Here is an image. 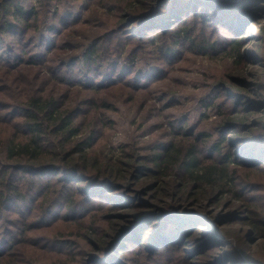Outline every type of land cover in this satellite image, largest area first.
<instances>
[{
	"label": "trees",
	"instance_id": "1",
	"mask_svg": "<svg viewBox=\"0 0 264 264\" xmlns=\"http://www.w3.org/2000/svg\"><path fill=\"white\" fill-rule=\"evenodd\" d=\"M30 1L43 0H0V264H47L38 261L37 252L46 256L75 255L73 250L77 244L70 239H52L45 236L48 231L34 237L33 231H46L56 221L63 220L88 224L86 230L88 236L91 235L90 243H98L95 245L99 249L90 264H132L139 258L138 254L146 260L147 252L162 253L172 249L168 246L181 242L190 234L189 231L185 232L180 220L173 226L168 218L167 224L155 223L151 213L131 220L134 214L124 212L120 217L129 225L121 229L112 227L109 235L96 240L99 229L94 227L99 220L88 221L86 216L92 211L113 210V196L127 198L117 191L131 185L135 176L140 181L144 172L149 176L154 173V189L157 192L154 199L159 203L165 197L161 192H168L167 186L175 187L178 191L189 183L197 188L205 182L214 186L215 174L221 180L227 177L233 156L229 152L227 156L224 155L223 161L217 159L216 165L201 166L204 164L203 146L197 141L205 135H200L196 142L187 145L182 140L177 142L176 138L172 139L161 144L159 148L163 150L150 159L140 158L134 151L126 153L121 150V158L105 160L90 154L103 134V120L107 118L105 111L114 107L105 99L91 110L96 104L94 96H99L98 92L103 89L113 87L131 85L135 90H142L161 78L162 74L156 66L136 69L132 52L126 50L128 43L114 36L125 31L120 29L122 27L132 25L137 29L152 21L171 19V25L176 28L158 31L149 39L172 33L175 43H180L182 39L191 40L192 45L213 54L227 47L235 53V63L239 65L244 60L241 54L244 32L262 17L264 0L202 3L197 15L187 13L185 2L181 0H157L156 5L151 3L153 0H117L119 5L132 2L135 8L124 7L121 9L124 13L117 23L109 24L88 44L74 45V52L65 54L59 52L62 49L60 45H63L59 41L76 25L83 23V16L56 13L54 21H41L38 8ZM120 7H117V11H120ZM186 15L200 19L202 36H206L207 29L211 27V31L218 32L219 41L222 42L204 39L200 45L195 43L192 34L194 28L191 27L193 21L182 22ZM219 27L226 31L218 30ZM114 40L120 41L121 45L109 46ZM67 45L71 46L69 43ZM162 49L163 44L158 52ZM171 53V48H166L161 57L167 58ZM165 63L163 61L162 64ZM233 82L231 87L242 86L247 91L246 85L239 79L233 78ZM251 86L255 89L253 93L262 97V103L243 97L240 90H232L223 83L213 87L212 99H217L223 93L225 102L222 105L228 103L229 98L234 99L230 104L231 109L227 111L232 114L241 100L245 102L244 107L264 110V82ZM79 87L87 92L84 96L71 90ZM83 107H87V110ZM221 125L224 131L239 132L243 127L242 121L234 115L225 118ZM258 126L263 131L262 126ZM183 135L184 139L194 136L190 129ZM248 136L242 138L247 154L240 153V160L232 162L264 165V133ZM213 149L220 151V146H213ZM147 165L154 168L153 173L147 170ZM171 178L174 182L167 184ZM230 180L234 183V179ZM109 186L116 187L115 192L109 194L107 190H102ZM126 202L123 209L136 210L134 198H127ZM248 219L254 225V230L260 229L254 224L256 218L248 216ZM146 221L149 226H144ZM153 223L154 228L149 229ZM161 225H165L164 231L158 233ZM139 227H143V231L145 228V231H150L145 246L140 237L136 243L132 240ZM147 243H150V247ZM130 254H133L132 257L127 256ZM218 260L209 264H221ZM246 260L234 259L232 264L252 263L250 258Z\"/></svg>",
	"mask_w": 264,
	"mask_h": 264
},
{
	"label": "rangeland",
	"instance_id": "2",
	"mask_svg": "<svg viewBox=\"0 0 264 264\" xmlns=\"http://www.w3.org/2000/svg\"><path fill=\"white\" fill-rule=\"evenodd\" d=\"M116 1L50 0L46 2L43 0L30 1V4H34L38 8L41 21L45 19L54 21L56 13H71V16L81 14L83 16V23L76 25L59 41L60 44H63L60 45L62 49L59 52L65 54L74 52V45L77 47L79 44H88L95 36H98V33L106 30V26L109 24L117 23L119 17L124 13L121 11L124 7L128 6L131 10L135 8V4L132 2H124L119 5ZM181 1L185 2L184 8H187V13L193 12L197 15L198 7L202 3H239L243 0ZM151 3L156 5L157 0H153ZM114 6H116L115 9ZM117 7H120V11H117ZM262 7L264 8V4ZM261 15L262 17L244 32L241 50L244 60L239 65L235 63V53H232L233 51L227 47L224 51L213 54L211 51L203 52L201 47L192 45L191 40L182 39L180 43H175L176 39L173 38L172 33L154 40L149 39V36H153L158 31L164 32L167 28L168 30L176 28L171 25L173 24L171 19H163L162 22L152 21L137 29L132 25L121 26L120 29L125 31L119 32L114 37L126 40L128 43L126 50L132 52L131 57L134 58L136 69L156 66L160 68L162 74L161 78L154 81L153 84L141 88L142 90H135L131 85L121 88L113 87L103 89L98 92L99 96H94L96 104L93 107L88 105L91 110L105 99L111 102L114 107L110 111H105L107 118L103 120L105 123L103 134L90 154L105 160L107 158L119 159L122 152L131 153L134 151L140 158L148 157L150 159L151 156L163 150L159 148L161 144L170 142L172 139L176 138L177 142L182 140L187 145L196 142L200 135H205V141H202L204 138L201 137L197 141L203 146L204 164L201 166L216 165L215 161L217 159L223 161L224 155L227 156L229 152L233 156V162L240 160V153L247 154L242 138L264 133V110L244 107L245 102L241 100L239 106L234 109V113H228L234 99L229 98L228 103L222 105V102H225L222 99L223 93L213 100V87L218 83H223L230 88L234 84L233 78H237L246 85L247 91L242 86L231 87L232 90H240L243 97L256 103L259 102V104L262 103V97L253 93L255 89L251 86L254 83L264 82V11ZM191 20L193 21L191 27L194 28L192 34L195 43L200 45L204 39H208L210 42L219 41L218 32L211 31V27L207 29L206 36L201 35L202 25L199 18L195 19L191 15H186L182 22ZM231 27L235 28L234 25ZM218 30L226 31L223 27H219ZM138 38L142 40L138 41ZM130 42L131 44H129ZM67 43L71 46H68ZM113 44L121 45L120 41L115 42L114 40L109 46ZM162 44L164 49L158 52ZM166 48H171L172 53L171 56L163 58L161 54ZM162 60L166 63L162 64ZM71 90L83 96L87 93L80 87ZM90 94L93 95L94 92H90ZM83 108L87 110V107ZM233 115L242 121L241 131H224L221 122ZM258 124L262 126L263 131L260 126L257 127ZM189 129L194 136L184 139L183 133ZM217 145L220 146V151L213 149V146ZM232 161L228 165L227 177L224 180L215 174L214 186H211L210 182H205L200 188H197L189 183L184 184L180 191L175 187L167 186L168 192L166 190L161 192L165 195L162 203L154 199L157 194L154 189L155 180L152 176L154 168L147 165V170L153 173L150 174L151 176L144 172L140 181L135 176L136 179L131 180V185H125V188L117 191L127 198H134V202L137 203L136 210L123 209L126 206L127 198L113 196L111 199L114 200L113 210L89 212L86 220H99V223L94 227L99 229L96 240L105 234L109 235L112 227L118 226L121 229L129 225L120 217L124 212L134 214L131 216L133 217L131 220L150 213L153 215L155 223L167 224L168 218L174 226L180 220L184 225L185 232H190L181 242L168 246L172 249L162 253L150 254L147 252L149 254L146 260L138 254L139 258L132 264H209L214 263L216 259H219L218 262L221 264H232L234 259L247 261L246 258L252 260V263L249 264H264V165L250 166L240 161V164ZM230 179H234V183ZM167 181V184L174 182L172 178ZM115 188L109 186L102 190H107L109 193L115 192ZM106 202L109 203V201ZM247 209L250 211L248 212ZM166 214L169 216L166 217ZM248 216L256 218L254 224L258 225L260 229L254 230V225ZM155 223L150 224L149 229H153ZM87 226L88 224L82 222L63 220L62 222L56 221L46 231H33L35 238L48 231L45 236L48 235L52 239H70L74 241L73 244H77V249L73 250L75 255L49 254L46 256L44 253L37 252L38 261L47 264L49 262L90 264L94 256H97L99 249H96L97 245H95L98 243L93 245L90 243L91 235L88 236ZM144 226H149L148 221ZM164 226L161 225L158 228V233L164 231ZM145 229L143 231V227H139L135 230L132 237L134 243L140 237L142 244L146 245L150 231H145ZM147 244L150 247V243ZM30 249L33 251L32 248ZM192 251L193 253H191ZM132 255L127 256L132 257Z\"/></svg>",
	"mask_w": 264,
	"mask_h": 264
}]
</instances>
